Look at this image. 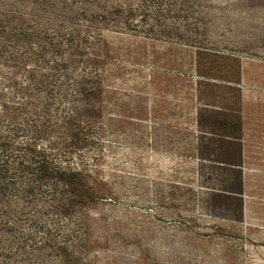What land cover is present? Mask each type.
I'll return each instance as SVG.
<instances>
[{
	"label": "rangeland",
	"instance_id": "1",
	"mask_svg": "<svg viewBox=\"0 0 264 264\" xmlns=\"http://www.w3.org/2000/svg\"><path fill=\"white\" fill-rule=\"evenodd\" d=\"M0 264H264V0H0Z\"/></svg>",
	"mask_w": 264,
	"mask_h": 264
},
{
	"label": "crops",
	"instance_id": "2",
	"mask_svg": "<svg viewBox=\"0 0 264 264\" xmlns=\"http://www.w3.org/2000/svg\"><path fill=\"white\" fill-rule=\"evenodd\" d=\"M242 129H243V123L241 122V132H242ZM228 141H229V143L230 142H232L229 138L227 139ZM235 141V144H236V153H237V156H238V161H239V165H241L242 164V160H243V153H244V145H243V143H242V140L241 139H239V140H234ZM231 144H234V143H231ZM229 165H232L231 167H234V166H237L236 164H229ZM238 165V166H239ZM243 179H242V175H240V181H241V184H242V181ZM241 209H243V204L241 203Z\"/></svg>",
	"mask_w": 264,
	"mask_h": 264
}]
</instances>
